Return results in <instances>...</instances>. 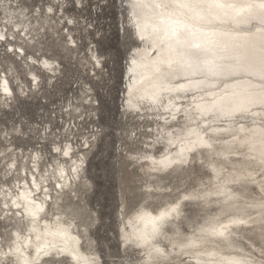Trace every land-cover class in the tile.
<instances>
[{
    "label": "snow or ice",
    "instance_id": "6c2138e0",
    "mask_svg": "<svg viewBox=\"0 0 264 264\" xmlns=\"http://www.w3.org/2000/svg\"><path fill=\"white\" fill-rule=\"evenodd\" d=\"M117 8L109 57L97 50L109 40L100 17ZM0 22V110L54 87L65 52L83 51L86 69L79 99L55 120L49 112L27 155L16 151L25 133L3 131L0 264H264V0H0ZM53 32L64 51L50 55L40 49ZM117 57L128 77L117 111L143 122L126 133L120 159L142 175L139 185L121 176L117 239L104 252L88 235L96 218L61 193L80 187L81 152L102 131L90 124L106 122L100 90L112 92ZM173 174L188 183L174 197L171 184L149 183ZM162 193L167 202L150 206Z\"/></svg>",
    "mask_w": 264,
    "mask_h": 264
},
{
    "label": "rangeland",
    "instance_id": "374dc122",
    "mask_svg": "<svg viewBox=\"0 0 264 264\" xmlns=\"http://www.w3.org/2000/svg\"><path fill=\"white\" fill-rule=\"evenodd\" d=\"M29 2L31 3V0ZM103 2L104 0H101V3ZM117 5H119V0H117ZM85 15L88 14L85 13ZM91 16L93 19L96 17L95 3L93 4ZM121 19L118 8L115 10L114 15L113 10L109 9L105 15L100 17V23L103 26L101 30L108 33L109 40L104 42L103 48L97 50L105 51V54L109 57L115 56L114 48L118 46L115 30ZM2 27L3 24L0 22V28ZM79 35V33L76 34L77 37ZM53 39H55V43H53ZM91 39L92 37L88 33H84L83 43ZM37 48H39V45H37ZM33 50L29 47V51ZM40 51H46L50 55L57 51H64L62 40L53 32ZM3 54L4 49L0 47V58L3 57ZM84 57L85 53L83 51H79L78 54L65 52L62 62L58 59V62H61V70L54 79V87L45 86L38 91H32L28 95H20L18 101H15L7 109L0 110V139H3V131H8L11 134L15 124L17 128H20L25 133L24 139L19 142L20 147L16 148V151H25V155H27V149H31L32 145L36 143L34 138L36 128L41 126L49 112L55 114L53 116L55 120L60 113L61 105H66L68 100L75 101L79 99L77 92L80 86L86 83V69L82 63ZM108 67L113 70V90L111 93L106 89L100 90V95L106 100V105L103 109L106 122L102 123L97 118L95 124H90L93 129L97 125H101L102 131L100 137L94 142L92 150L83 149L81 152V154L87 152V155L84 156L86 179L88 180L87 187L83 188L79 197H74L73 194L72 196L65 195L62 198L64 202L71 201L74 207L79 204L84 215H87L88 212L93 214L98 222L93 224L88 235L93 242V247L97 248L98 251L103 250L104 252H110L112 250L109 247L110 242L114 245L117 239L121 176H128L130 179L135 180L136 185H139V175H142V173L137 174L139 165L133 166L132 161H121L120 159L122 156L121 149L125 148L122 141L131 142L126 133L134 131L135 124L143 123L142 121L134 120L132 116L125 118L122 110L117 111L122 100L125 99L124 92L128 78L125 72V78L121 81V72L126 67V62L117 57L114 62H109ZM88 68H91L90 64ZM105 75L107 76L108 73L106 72ZM16 79L19 80L25 92H27L28 78L23 75H17ZM77 123L81 124V131H83L84 136H88L89 130L83 128V122L78 121ZM26 125H31V133L28 132ZM29 136L33 137L31 142H29ZM15 139L16 137L13 135V140ZM25 143H27V149L24 148ZM114 144L115 146H113ZM13 147H16V145L13 144ZM176 177L177 174H173L171 177L163 179H149V183H155L160 187L171 184L173 192L170 195L174 197L179 194L176 191L178 185L180 188L188 187V183L180 182ZM137 191H139L138 188ZM53 195L55 196L56 193L53 192ZM168 196L169 194L167 193L160 194L158 199H153L149 196L148 203L150 206L155 207L158 204L167 202L166 197ZM189 211L195 212L194 209ZM107 258L112 259V257Z\"/></svg>",
    "mask_w": 264,
    "mask_h": 264
},
{
    "label": "bare ground",
    "instance_id": "6f19581e",
    "mask_svg": "<svg viewBox=\"0 0 264 264\" xmlns=\"http://www.w3.org/2000/svg\"><path fill=\"white\" fill-rule=\"evenodd\" d=\"M238 41L241 43V44H246L247 41H248V38L246 37V35L244 34H241L239 37H238ZM125 75L127 76V73H125ZM125 78V77H124ZM128 78V77H127ZM240 79H247L249 81H252L253 83L255 84H259L260 82L255 78V77H240ZM128 80V79H127ZM0 101H2V97H0ZM81 155H84V154H81ZM85 165V164H84ZM81 181L79 182L80 183V187L77 188L76 185L73 186V189H68V190H65L64 192L61 193V199L63 198V196L65 195H73V192L75 191L76 194H74V197H79L80 196V193L82 192L84 186L86 185L87 186V179H86V171H85V166H83V172L81 173ZM54 196V195H53ZM89 234V232H88Z\"/></svg>",
    "mask_w": 264,
    "mask_h": 264
}]
</instances>
